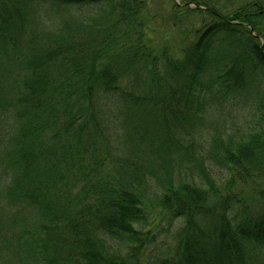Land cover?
Returning a JSON list of instances; mask_svg holds the SVG:
<instances>
[{
	"label": "trees",
	"instance_id": "16d2710c",
	"mask_svg": "<svg viewBox=\"0 0 264 264\" xmlns=\"http://www.w3.org/2000/svg\"><path fill=\"white\" fill-rule=\"evenodd\" d=\"M152 1L0 0V264H264V7Z\"/></svg>",
	"mask_w": 264,
	"mask_h": 264
},
{
	"label": "rangeland",
	"instance_id": "374dc122",
	"mask_svg": "<svg viewBox=\"0 0 264 264\" xmlns=\"http://www.w3.org/2000/svg\"><path fill=\"white\" fill-rule=\"evenodd\" d=\"M256 1V0H210V6H213L215 9L222 13H231L235 9H237L240 6H243L245 4H248L249 2ZM260 3H262L264 7V0H259ZM170 2L168 0H153L152 1V10L151 14L155 17H153L156 27L158 29V34L155 37L156 42H164L166 46L169 48L171 52H175L178 49V46L180 45L181 34L179 31H181V28H178L179 31L173 32L172 29H169V21L167 18L168 14L170 13ZM151 15V16H152ZM164 20V21H163ZM168 22V23H167ZM167 23V25H166ZM189 23L188 22H185ZM190 23L193 24V26L199 28L200 21L196 18H192L190 20ZM260 42L264 44V40H260ZM177 52V51H176ZM254 96V95H253ZM232 110H236L239 114L245 113V129H251L253 126V121L251 120L253 118V114L251 113V116L247 114L248 110L246 107H244L243 104L238 105L236 108H233ZM234 112V114L236 113ZM239 118H242V115H239ZM238 124H241V120H235ZM231 122V121H230ZM230 192L237 196L239 199H242L245 203L248 202L254 210L256 208H259V204L261 203L260 199L263 196L264 193V177H255V179L246 181L244 183L239 182L235 183L230 189ZM258 201L254 204H252L253 201ZM151 215L149 214L148 223L145 226V230H149L151 232H154L156 237L155 244L150 246L151 252L153 250L157 251L160 250H168V248L171 249V247L175 243V236H176V228L180 225V220L175 222L172 226L168 225L166 215L164 213H160L157 211H151Z\"/></svg>",
	"mask_w": 264,
	"mask_h": 264
}]
</instances>
